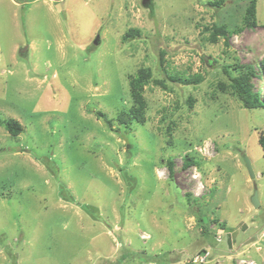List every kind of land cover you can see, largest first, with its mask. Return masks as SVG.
<instances>
[{
	"label": "rangeland",
	"instance_id": "1",
	"mask_svg": "<svg viewBox=\"0 0 264 264\" xmlns=\"http://www.w3.org/2000/svg\"><path fill=\"white\" fill-rule=\"evenodd\" d=\"M211 1L0 0V264H264V0Z\"/></svg>",
	"mask_w": 264,
	"mask_h": 264
},
{
	"label": "trees",
	"instance_id": "2",
	"mask_svg": "<svg viewBox=\"0 0 264 264\" xmlns=\"http://www.w3.org/2000/svg\"><path fill=\"white\" fill-rule=\"evenodd\" d=\"M222 0H216L209 2L210 4H220ZM256 0H249L245 11L243 15L242 21L244 22V25L248 26H254L256 24ZM212 29L214 32L219 33L224 38L229 33H232L233 30H228L224 24L217 26L212 25ZM215 39V38H214ZM161 63L162 60H160ZM262 65H264V59L261 61ZM225 68L229 67V64L224 65ZM164 75L165 78H168L172 82H178L183 85L188 84H196L201 80V77L198 75H192L187 76L184 75L178 71L172 70L169 71L166 67L163 65ZM254 73L253 69L251 67L247 68V71L245 74H241L239 77L233 78L234 84H232V87L234 88V93L238 97V99H243L244 103L246 104L247 108H254L257 106L264 107V104L260 101L258 98V95L255 93H252L249 89V76ZM151 78V73L148 68H140L139 71L136 72L133 76H131L129 81L130 86V96L132 97L131 100L134 99V101L137 103L134 106H131L128 110V112L125 115L119 116L121 120H144L143 115V108H144V99L142 97V90L143 86L146 85L149 82V79ZM156 83H159L162 85V87H165L163 82L161 80H157ZM101 115V113H99ZM4 127L9 131V133L13 136L18 135V133L21 130V125L14 119H7L4 122ZM258 144L260 145L262 151L264 152V137L260 136L258 138ZM201 223H204L203 217H200ZM190 264V263H186Z\"/></svg>",
	"mask_w": 264,
	"mask_h": 264
},
{
	"label": "water",
	"instance_id": "3",
	"mask_svg": "<svg viewBox=\"0 0 264 264\" xmlns=\"http://www.w3.org/2000/svg\"><path fill=\"white\" fill-rule=\"evenodd\" d=\"M142 4L144 6H147V7H150L151 8V6H152V0H142ZM94 41L96 43L99 42V32H97ZM244 162H245L246 167H247V169L249 171L250 177L251 178H254L255 177V173L253 172V169H252L251 162H250L249 158H247L246 156H244ZM251 201L254 204V206H257L259 204V200H258V196H257V193L256 192L253 194V196L251 198ZM203 219L206 220L205 217Z\"/></svg>",
	"mask_w": 264,
	"mask_h": 264
},
{
	"label": "built area",
	"instance_id": "4",
	"mask_svg": "<svg viewBox=\"0 0 264 264\" xmlns=\"http://www.w3.org/2000/svg\"><path fill=\"white\" fill-rule=\"evenodd\" d=\"M197 259L199 260V258L197 257ZM203 258H201V260H202ZM197 261V260H196Z\"/></svg>",
	"mask_w": 264,
	"mask_h": 264
}]
</instances>
